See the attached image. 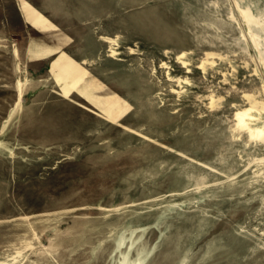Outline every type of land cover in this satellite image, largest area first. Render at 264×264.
I'll return each mask as SVG.
<instances>
[{"label": "rangeland", "instance_id": "1", "mask_svg": "<svg viewBox=\"0 0 264 264\" xmlns=\"http://www.w3.org/2000/svg\"><path fill=\"white\" fill-rule=\"evenodd\" d=\"M0 264H264V0H0Z\"/></svg>", "mask_w": 264, "mask_h": 264}, {"label": "bare ground", "instance_id": "2", "mask_svg": "<svg viewBox=\"0 0 264 264\" xmlns=\"http://www.w3.org/2000/svg\"><path fill=\"white\" fill-rule=\"evenodd\" d=\"M22 95H23V90H22V88H21V85H19V86L17 87V100H16V103H17L18 105L21 103ZM236 117H237L238 121L240 122V118H239V116L237 115Z\"/></svg>", "mask_w": 264, "mask_h": 264}]
</instances>
